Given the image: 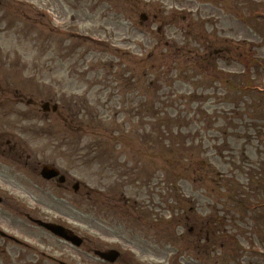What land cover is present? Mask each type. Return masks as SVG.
<instances>
[{
    "label": "rangeland",
    "instance_id": "rangeland-1",
    "mask_svg": "<svg viewBox=\"0 0 264 264\" xmlns=\"http://www.w3.org/2000/svg\"><path fill=\"white\" fill-rule=\"evenodd\" d=\"M2 1L0 264H264V0Z\"/></svg>",
    "mask_w": 264,
    "mask_h": 264
},
{
    "label": "water",
    "instance_id": "water-1",
    "mask_svg": "<svg viewBox=\"0 0 264 264\" xmlns=\"http://www.w3.org/2000/svg\"><path fill=\"white\" fill-rule=\"evenodd\" d=\"M57 172L58 171L57 170L55 171L54 168H52L51 166L45 165L43 167L42 175L45 178H51V177H55ZM61 181H63L62 177H61ZM74 188L76 189L77 185H74ZM35 222L38 223L40 226L44 227L46 230H50L51 232H53L57 236H61L65 240L71 241L76 246H79L81 244L82 239H79L76 235H74L72 233V231H69V230L63 228L61 225H56V224H53L50 222L46 223L40 219L35 220ZM94 253L99 258L105 259L111 263H113L116 260V258L119 256V252L116 251L115 249L106 250V251L96 250Z\"/></svg>",
    "mask_w": 264,
    "mask_h": 264
},
{
    "label": "flooded vegetation",
    "instance_id": "flooded-vegetation-1",
    "mask_svg": "<svg viewBox=\"0 0 264 264\" xmlns=\"http://www.w3.org/2000/svg\"><path fill=\"white\" fill-rule=\"evenodd\" d=\"M10 90H17V88H9V86H5V87H2V86H0V91H10ZM26 105L28 106V107H32L33 105H32V103H31V100H28L27 102H26ZM51 105V104H50ZM35 107V106H34ZM36 108V107H35ZM41 109V108H40ZM6 143L9 145L10 144V139H8L7 141H6ZM16 141L14 140V142L12 143V145L13 146H11L12 148H10L9 150H13V149H15L16 147H17V145H16ZM10 146V145H9ZM22 151L24 150V148H22L21 149ZM56 179H57V177H56ZM56 179H53V180H51V181H54V180H56ZM61 186H63V184H61ZM63 188L65 189V187L63 186ZM0 241H1V243H2V245H4V246H6V244L8 243V242H13V243H18V244H20V245H22L23 243L22 242H19L18 240L16 241L12 236H10V235H2L1 233H0Z\"/></svg>",
    "mask_w": 264,
    "mask_h": 264
},
{
    "label": "trees",
    "instance_id": "trees-1",
    "mask_svg": "<svg viewBox=\"0 0 264 264\" xmlns=\"http://www.w3.org/2000/svg\"><path fill=\"white\" fill-rule=\"evenodd\" d=\"M172 129H173V127H169V126L166 127V129H165V131H164V132H165V135H166V132H167V134H171ZM164 138H165V139H166V138L168 139L169 137H164Z\"/></svg>",
    "mask_w": 264,
    "mask_h": 264
}]
</instances>
